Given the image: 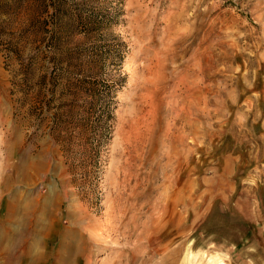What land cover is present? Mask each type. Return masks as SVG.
<instances>
[{"label":"rangeland","instance_id":"374dc122","mask_svg":"<svg viewBox=\"0 0 264 264\" xmlns=\"http://www.w3.org/2000/svg\"><path fill=\"white\" fill-rule=\"evenodd\" d=\"M62 1L0 0V264H264V0Z\"/></svg>","mask_w":264,"mask_h":264},{"label":"bare ground","instance_id":"6f19581e","mask_svg":"<svg viewBox=\"0 0 264 264\" xmlns=\"http://www.w3.org/2000/svg\"><path fill=\"white\" fill-rule=\"evenodd\" d=\"M29 205V204H28ZM34 205V207H35V204H33ZM38 206H36L34 209H36V208H38L39 209V211L38 212H41L42 214H44V213H46V212H48L47 211V209H46V205H47V203H46V201H45V203L44 204H40L39 202H38V204H37ZM29 207H31V205L29 206ZM16 208H17V206H16ZM27 208V207H26ZM29 209H31L32 210V208H29ZM26 210V209H25ZM18 212H19V214H20V220L22 221V219L24 218V217H26V216H28V215H26V213H25V211H24V209H23V207H18ZM31 215H32V213H30ZM12 216H13V211H11V213H9V217H8V219H11L12 218ZM43 216V215H42ZM42 216H41V218H40V220H39V223L40 224H42L43 222H45L43 219H42ZM29 218V217H28ZM39 218V217H38ZM50 218V217H49ZM37 221V220H36ZM50 221V220H49ZM37 225V224H36ZM38 234V233H37ZM47 234H49L48 232H47ZM37 236V235H36ZM37 238V237H36ZM38 239V238H37ZM50 239V238H49ZM41 240V239H40ZM48 240V239H47ZM39 241V240H38ZM38 241L36 242H34L32 245H31V247H30V249L26 252V253H24V251H23V254H24V258H23V260H22V262H21V264H72V260L71 261H67V259H66V254H67V252L65 251V249L67 248V246H64L63 248V253H62V255H61V253H60V256L59 257H57V260L55 261V259H54V261L55 262H51L50 260H51V256L50 255H48V253L47 252H45V251H38L37 250V244L36 243H38ZM48 242V241H47ZM71 249V248H70ZM48 250V249H47ZM79 250V249H78ZM82 251V250H81ZM80 251V252H81ZM79 252V251H78ZM70 253H71V251H70ZM72 254V253H71ZM78 255V254H77ZM80 255V254H79ZM71 259V258H70Z\"/></svg>","mask_w":264,"mask_h":264},{"label":"trees","instance_id":"16d2710c","mask_svg":"<svg viewBox=\"0 0 264 264\" xmlns=\"http://www.w3.org/2000/svg\"><path fill=\"white\" fill-rule=\"evenodd\" d=\"M51 2L54 4V9H55V13L53 15V18H55L56 20H61L62 19V9H63V6H64V2L62 0H51ZM109 111H107L106 114H109L108 113ZM103 115L102 118L104 119L105 123H107V121L109 120V117L108 115Z\"/></svg>","mask_w":264,"mask_h":264}]
</instances>
